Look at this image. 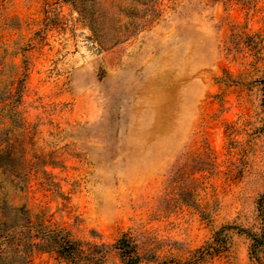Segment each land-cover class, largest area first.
Masks as SVG:
<instances>
[{"label": "rangeland", "instance_id": "374dc122", "mask_svg": "<svg viewBox=\"0 0 264 264\" xmlns=\"http://www.w3.org/2000/svg\"><path fill=\"white\" fill-rule=\"evenodd\" d=\"M3 200L140 264L218 232L195 264H264V0H0Z\"/></svg>", "mask_w": 264, "mask_h": 264}, {"label": "trees", "instance_id": "16d2710c", "mask_svg": "<svg viewBox=\"0 0 264 264\" xmlns=\"http://www.w3.org/2000/svg\"><path fill=\"white\" fill-rule=\"evenodd\" d=\"M0 206L3 217L0 222V264H7L10 258L24 261L23 264H30L28 261L29 250L53 253L67 264H104L109 248L116 251L122 264L141 263L137 246L126 235H122L112 246H107L76 240L69 232L59 228H49L41 224L34 226L35 223L30 218H27L26 224L22 225L25 228H18L20 224H12L7 227L8 214L6 211L14 215L18 213L28 215V212L23 207L10 206L4 200L1 201ZM218 234L220 232L215 235L214 243L209 244L207 249H199L195 253L199 255L192 264L203 260L207 255L212 256L218 252L222 247L217 239ZM261 239L262 237L253 238V249L262 243Z\"/></svg>", "mask_w": 264, "mask_h": 264}]
</instances>
